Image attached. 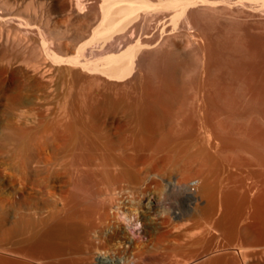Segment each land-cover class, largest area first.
Masks as SVG:
<instances>
[{
    "label": "bare ground",
    "instance_id": "6f19581e",
    "mask_svg": "<svg viewBox=\"0 0 264 264\" xmlns=\"http://www.w3.org/2000/svg\"><path fill=\"white\" fill-rule=\"evenodd\" d=\"M25 1L27 0H21V1L20 0H0V107H2L3 109L7 111H10L11 113L12 112L17 113V111L21 110V107L23 105L22 104L23 96H25L24 90L26 89L25 87L29 83H33L35 86L34 88H36L40 93H42L40 95H44L45 98L43 97L42 98L46 100L47 104L52 103V100L50 99H53V97L55 96V94L57 95V92L59 90V89L57 90L55 87V84H57L55 82H58L56 81L58 79L56 66L63 64V63H67L71 65L72 67L81 66L83 70H86L88 72L91 71V73L92 72L98 73V74L100 73L111 81L119 82V81H122L128 78H131L130 84H133L135 81L136 84L135 83L134 84L136 86L135 85L134 86L135 88L137 87V89L139 87L137 85L139 84L141 87L145 81L141 77L142 72H144L142 71L144 70L143 68L147 64L152 66L153 65L152 62L154 61L153 60L151 63L147 62L148 59L146 58H149V57L145 53V51L156 52L158 53V55H159V52L161 53L160 55H162L163 53L162 56H164L163 58H165L164 61H168L167 63L174 64L176 62H179V63L184 64V68L183 67L182 68L185 71L189 70V67L187 66L188 65L187 56L189 57L190 55L189 51L190 49H192L191 48L192 44L196 43L195 35L199 36L198 34H195L199 32L194 33L192 31L195 35H193V33H190L189 31L190 27L191 28L193 27L194 30L197 29L198 31H201L200 33L203 34L204 33V31H202L204 29L203 24L207 22L206 21L207 19H209L208 21H210V18L211 20H213L212 18L216 19V17H219L222 14H223L222 17H224V13L225 15L232 13V11L235 9L237 10L239 9L240 11H242L241 9L243 8V5L242 6L238 4L234 5L233 3L235 2L230 1L229 3V0H104V1L102 0L103 2L101 6L100 7L98 6V8L100 9L99 19H101V21L96 26L93 23V25L87 26V28L85 27L86 28L85 31L82 30L83 32H81L82 34L80 35V38L83 40L86 38H91V41L89 39L90 42L89 41L86 42L87 44L85 43L86 45L85 46L83 45V47H81L80 50L78 51L79 53L85 52V50L89 47L88 49L91 48V50H93L91 52L96 53L97 56L104 55L102 58H100L99 61L91 63V60L90 61L87 60L88 62H83L82 59H80L79 55L76 57H71V58L68 57V59H64L58 56L56 53H53V54H50L52 57L48 54L53 61L52 63L44 62V64L34 65L31 67H29L30 65H27L28 67H26L25 69L22 67L20 68V65L21 66L23 65L22 62L16 58H12L11 55H9L7 51L8 50L7 48H9L11 44L13 45L16 43H22L23 42L22 39H24L22 38V36L23 37L31 36V35L33 36L35 33L36 34L41 33V32H38L37 30L39 27L37 28V26H33L31 23H27L26 21L28 20H25L20 14V12L23 10L21 4H23L22 2H25ZM44 1H49V2L57 1L58 2V0H44ZM64 1L66 2V3L64 2L65 4L64 8H66V10L67 9H70V11L73 10L75 11V13L81 16V14L83 13L82 11H84L82 6H85V5H82L83 0L82 1L76 0V2L78 1L76 5L75 3H72L74 0L73 1L71 0V2L68 0H64ZM252 1L259 2V0H250V2ZM231 3L233 4V6L231 5ZM94 4L93 6L89 4L90 9L93 10L95 8ZM26 6H27V3H26ZM40 11H42L41 13H43L42 16L44 17L45 15L44 13L46 12L45 8H43V10H40ZM72 14L74 15V12ZM75 17H78V16H75ZM95 20L97 21L98 18ZM41 21L45 23L44 24L45 26H47L48 23L45 22L46 20L44 21V19H42ZM161 21L163 22V24L160 25L158 22L161 23ZM169 22L171 24H169ZM45 26L44 28H47ZM128 26L129 28H131L130 26H133L134 29L135 28L137 30L140 29V31L142 30L145 33L141 31V33L144 34L142 36L134 37V35H131V36L129 35L128 37L124 38L123 35L125 34L123 31L124 30L126 31L128 29ZM206 26L208 25L206 24ZM151 28H153V32H151L152 31L151 30L150 31L151 35H150L148 31ZM205 31L207 32L208 30L206 29ZM125 33H127V31ZM120 35L122 37H120ZM110 40H115L116 42L113 43ZM119 40H122L120 44L118 43ZM100 43H104L106 47L105 49L107 51V52L105 51L106 53H102V52H99L98 50H95V47H97V45ZM40 44H41L39 46L40 49H44V51L51 53V51L49 50L50 48H48L47 42L45 40H41ZM195 51H198V50H195ZM199 52L202 53V51H199ZM193 53H196V52H193ZM152 55L153 53L149 56H152ZM158 55L157 57L160 56ZM197 55L200 57L199 54H196L195 55L196 58H198ZM204 55L205 54L203 53V59L206 56ZM163 58L160 60H163ZM203 59H200L201 61L198 60L199 62H201V64L198 63V65L200 64L202 65V67H200V65L199 67H196L195 65H190V66L192 67L195 66L196 69L202 68V71H201L202 80H200L199 77L197 76L196 77L197 79L199 78V81H201L200 82L202 83L201 87L205 86L206 88L207 85H204V84L208 78L207 74L211 72L208 71L209 69H207V64L204 65L205 63L204 60L206 59V57L204 60ZM189 61L190 60H188V62ZM182 64L181 66H183ZM160 66L161 65L159 64V67ZM165 66L161 67L160 69L162 68L165 69ZM156 67L159 69L158 66ZM170 67H167V69ZM158 69L156 73L160 75V73H158L159 71ZM183 69L180 70L181 73L182 71L184 72ZM190 69L192 68L190 67ZM28 72L34 73L33 74L34 76L27 77ZM178 72L172 73L173 83L175 84L174 86L176 88H173L174 86H171L173 84L171 83V81H169L171 83L170 86H169L170 83L166 85L167 82H166V79H164L166 82V84L165 83L164 84L167 87L169 86L168 88L170 90L167 88V91L169 90L168 92L170 93L169 94L170 96L167 95L168 94L167 92H164V90L166 89L165 88L162 91L163 93H166V95L162 94L164 95L162 96L160 93L161 95L160 98L165 97L164 99H168L167 97H169L168 100L161 99V102H160L159 97L157 100H155L152 98L155 96H151L150 98H152V101L150 103L149 101L150 98L148 99L146 96L147 98L146 99L144 95H142V93L139 91H137V96L139 95L138 94L139 92L141 93V97L143 96L142 97L143 99H136V98H139L137 96H134L133 99H136V100H133V101L132 99H130V97L129 98L127 97L128 99L121 97L122 99L119 98L118 100H114V98H111V99L109 98L110 100L103 99L101 101L99 99L102 103L99 102V100L97 99L98 102L95 101L98 104L96 105L98 106L97 110L101 109L100 111H103L105 109V114H104V111L96 112L97 111L96 109L95 111L93 107L91 108V106L95 105L94 104L95 99L94 100H92V98L90 100L88 99L89 101L92 100L93 103H91L92 101L89 102L87 100H82L80 102V99L78 100V98L77 99L75 98L76 99L75 100L74 98L71 99L70 97H67L66 95H65L66 97L63 96L65 97L63 98L64 99L63 101L65 103L64 105L61 103V106L59 105L60 107L58 108L59 111L57 110L58 112L57 115L59 119L58 124L56 123L58 125L57 129L55 131L52 130V132L46 131V132H42V134H39L41 135V138H40V140L42 139L41 141L39 140V138H37V137H40L39 135L36 136V139H38L37 141L35 140V138H33V141L35 140V142L33 143L32 141L29 142V144H27L26 147H24L25 148V150L23 149L24 152H21L22 156L20 155V157H18L20 159L22 158L21 160L25 162L26 165L25 164L24 165L27 168H25V166L23 167L28 170V172L30 173L29 175L39 178V181L36 183L38 184L40 188V192L43 191L44 194L45 192H47L50 195V198L52 197L57 202V204L55 201L53 203V204H56L55 207L53 208L54 210L52 209V207L54 206L53 204H52L51 209L49 208L50 210H52V213L50 214L51 216L49 215L50 216L49 220L41 219L42 221L40 220L41 221L40 224L48 227V224L51 222L53 224V227L52 228L49 227L51 232L49 230L48 231L52 233L53 235L54 234L57 235L58 237L57 236H54V237H56V239L60 238L62 240V242L60 243L62 244L59 246L60 248L57 249L59 251L58 254L56 251L52 250L53 252L56 253V255L54 254L55 255L54 257L52 256L53 254L51 255L52 258H47V257L43 258V256H41L42 258H36V254H40L37 252L36 254L34 253L35 258H25L27 257L25 256L27 253L26 251V253H24L25 255L23 254L19 255L20 257L24 256V258L21 259L19 263L23 260L24 262L22 261L21 264L23 263L24 264H105V263L98 261L97 257H95L94 255L96 251L101 249V247H104V242L102 243L101 241L102 236H103L102 232L104 231L105 227L107 226L111 227V224H113L111 223V221H113L112 212L114 210L115 211L117 210V212L122 210L121 205L124 203L122 200L123 195L126 193L130 195V198L128 197L129 198L128 200L133 202L132 206H136L137 204H139V206L137 205V207H140L143 219L145 218L146 214L148 215L151 212V210L156 207L165 209L164 205L161 202L162 194L159 192V190L161 191L162 189L158 187L160 181L155 180V179L156 178L157 179L160 178L163 180L166 179L165 178L166 173H168L171 169H173L171 173L176 172V175L178 174L180 176L179 178L182 177L181 180L183 179V182H184V179L186 182V180L190 181L188 179H191V178H192L191 181L193 182L194 181L193 176L195 177L199 176L200 178H205L203 180L205 181L207 180L205 182L206 185H203V184L202 185L205 187V190L203 187V191H204L203 193L205 194L207 198H205L204 194L203 196L205 199H208L207 200L208 204L207 206L204 205L203 207H201V209L199 207V212L196 211L198 213L197 216L196 214H194L195 217H197L195 218L197 220L195 221L196 223L195 225L197 227H195L194 223L191 221L193 223L192 225H194L193 226L194 230L191 228L192 225L189 222V219H190L189 216L193 214L190 215V213H188L185 210V204L188 202L192 204V203H195L196 201H199L198 196L197 195L194 196L190 192L186 193L183 191L182 193H178V192L170 193L169 200H174V203L173 204L170 203L171 206L168 209L166 208V210H164L162 213L167 214V215H172L174 219H178L182 222L181 224H179L180 222L179 223L176 222L178 225L174 224L175 229L178 231L176 232L179 233V238L183 239L182 241L188 240L190 239L189 237L191 236L187 237V235H190V233L191 235H193V231H194V233L196 232L195 234L198 235V238L199 236L201 238V235L202 237H206L205 235H208V234H214L217 237L216 239L224 237L225 240L226 238L231 239L235 237L236 238L244 237L246 244L242 243V244H245V245H242L241 242L243 241H241L240 244L242 246L235 248L233 247L234 245L233 243L232 246L230 245L229 248H227L228 246L226 248L228 251L233 250L234 253L232 252V254L224 255V253L222 252L223 254L222 256H219V255L217 256L216 254H218V252L223 251L224 248L221 250L219 249L221 247L219 248L217 247V248H212L211 251L207 250L208 252H201L202 250L200 251L201 249L200 247L198 252H201V253H198V252H195L198 250L197 247L199 246V245L198 246L196 245L198 244L196 242V244L194 245H196L195 249L197 250H194V246L189 247L186 245L189 249L193 248L192 250H194V251L189 250L190 253L186 254V251H188V249H186L187 247L186 248L183 247L184 246L183 245L184 242H183L182 244L183 246L180 247V248L183 247V250H184L183 253L186 254L184 255L182 253L184 255L182 256L183 258H180V259L172 258L173 260H171V258L168 260L167 259L168 257L160 258V256L159 258L158 256L156 258L155 257L156 254L153 253L155 255L154 256L148 249L149 246L150 247L152 246V245H149V243L152 242L151 240H153L152 238L154 236V233L158 229L156 228V225L154 226L156 222L153 224L151 221L144 225L143 221L141 220V217H139L135 220L137 221V224H140V221H142L141 222L142 228H143L142 238H144V240H141L142 239L141 237H140L141 239L138 238L139 240L132 239L131 235L127 234L125 230L122 231L118 229L116 226L115 228H112L111 235H109L110 237L112 236L113 239L118 241L119 243H125V245L129 244V245H126L127 249L124 250V252L122 253L123 255L121 254L120 258L118 257V259H114L113 264H251V258H257V259L264 258V237L259 238L258 236V235L264 234V233L260 234L261 230L259 229V228L262 229V227H264V224H261L262 220L264 221V219H262L261 217L260 219L262 220L260 221V224L258 225L257 224L259 222L258 217H260V215L258 216V212H256L257 210L256 208L258 206L257 204H259L260 201L262 200L260 197L264 196V157H260L261 154H259V152H261L260 151L261 149L258 147L260 150H258L259 152L256 151L257 152L255 153L256 155L250 154L254 158L256 157V159L260 157L258 158L260 160L256 161L257 165L260 164L258 166L252 165L254 164L252 163L253 160L252 162L251 161L246 162L244 160H242L243 162H241V160L238 158H232L233 156H231L232 159H229V160L225 159L226 162L223 161L225 162L223 163L222 160H220V156H221L220 154L222 152L221 151L222 149L220 146H222L224 143H223V140L221 139L222 137L220 138L222 134L220 133L221 134V135L219 134L220 136L217 134V132L219 131L221 132V130L217 131L216 129L215 131L217 132L216 134H214L215 131L212 132L214 134L213 135L210 131L213 126L211 123L213 122V124H216V125L217 123H214V121L211 119L210 120L212 122H210L208 119V117L212 115L214 111H216L215 107L220 109L219 107L220 105L219 106L217 105L218 107L213 106V104H211L209 96H206L210 93L207 94L205 92L203 93L201 92L202 96L199 95V98H196V99L193 98L194 96L192 97L189 95L190 98L192 97V99L194 100L192 102L191 101L188 102L186 99L188 96L184 94V93H187V91H185L186 89L184 90V87H186V83L189 81L187 82H185V80L183 81L182 80L183 77L181 79L177 74ZM187 72L182 73L183 74L182 76H185V78L188 77ZM164 76L162 78L160 76V79L162 80L163 78H165ZM204 76L207 77L205 78L206 80L204 79ZM211 78H212V74H211ZM153 79H154V76H153ZM148 80L151 81V79H148ZM159 81L160 80L158 79V82ZM157 83L156 85H158ZM200 83L198 84L199 86H200ZM147 84L149 85V82ZM128 85L129 83L125 84L124 88H127ZM149 86H151V89L153 90V92L157 90L153 87L154 85L153 86L149 85ZM205 88L204 89L200 88V89L205 91ZM141 89H142L141 91H143L144 93L143 86ZM151 91L150 93H152ZM156 92L158 94V91ZM150 95L151 94H149V96ZM211 95L212 94H210V96ZM221 96L222 95H220L219 97ZM55 97H58V96H55ZM144 98L145 100H148L149 102L147 103V101H145ZM215 98H216V94H215ZM211 99H212V96H211ZM149 103L151 105H149ZM44 105L42 106V108H39L40 113H38V115H40L41 113H44L45 115V113H49V111L51 110L49 104L47 105V107L43 108ZM212 106L214 107L215 110L213 109ZM149 111L152 113H150ZM99 112L101 114H99ZM118 114H121L126 120L120 121L121 117H119V121L114 120L116 122V123L114 122L115 125H113L114 124L113 122L112 124L110 123L111 126L113 125L112 128H114L116 131L118 130V132L119 131L121 132L119 136L116 133L117 136L115 137L114 136L115 134H113L115 133V130L113 129L108 130L110 124L108 125L107 121L109 120V118L110 120L115 119V117ZM147 115L148 116L153 115L152 116L153 118L152 117L149 118L152 120H148ZM215 119H216V116H215ZM217 119L215 121H218ZM220 122L221 120L218 123ZM214 129L212 128V131ZM111 130H113L114 132L111 133L112 132ZM256 135L259 138L258 134ZM228 139H226V136H225L224 141L226 140L228 141ZM237 148L235 149L238 150ZM249 148H253V147H249ZM231 151L233 150L231 149ZM19 154L20 153H18V156ZM23 162L21 163L23 164ZM221 163L225 165L224 167H222L223 168L222 172H219L217 167H219ZM255 166L260 167V170H257V169L255 170L254 169ZM169 168L171 169L168 170ZM222 168H219V169L221 170ZM241 172L243 173L245 172L250 175L244 174L245 177L243 176L244 177L243 178L242 177L243 173L240 174ZM214 175L217 176L216 177L217 181L214 180L216 182V186H214L215 182H213L214 185H212L211 183L213 179L212 181H210L211 180L210 178ZM248 176L250 178L253 176L251 178L252 180H250V178L248 179ZM246 178L249 181H251L252 184H250L246 180ZM152 180L156 181L155 183L158 184L157 188L154 187L155 191L151 190L153 186L151 188L149 186L154 183L153 181V183L150 184ZM195 180L198 181V179L196 178ZM178 181L179 179L177 180V183H180ZM191 181L190 183L189 182L188 183L191 184L192 183ZM58 183L64 185L63 187L66 188L64 192L61 189L63 193L60 195H57L59 192L56 194V191H55L56 190L55 186ZM30 185H33V184H30ZM154 186H156V184ZM34 188L35 187H33V189ZM162 188H164V185ZM163 194L165 193L163 192ZM256 195H259L258 197H256L258 201L257 199H255ZM41 196L43 195L40 194V197ZM99 196L100 198L105 197V200H103L102 198L100 201V198H98ZM118 196H121L122 198L121 197L118 198ZM127 196H126V199H127ZM200 196H202V194ZM97 198H98V201H97ZM151 199L156 200L159 206H153ZM193 200H195V202H192ZM58 203L60 204V207L58 206L59 205ZM134 203L135 204L137 203V204L134 205ZM263 203H264V200H263ZM49 204H51V202ZM49 204L48 205L46 204V206H50ZM174 207H177L175 209L178 211L176 210L173 211L172 208ZM43 211H41V213ZM37 212H38V215L40 216L41 213H39V211ZM46 215L48 214L46 213ZM256 219L257 221H255ZM165 220L163 222H166ZM253 220L255 221L254 223L252 222ZM130 221H133V218L130 217ZM116 222L117 221L115 220V223ZM32 224L33 222L30 221L26 227L25 225L23 228L21 227V230L23 231V233L24 231L27 232L29 227L30 228L33 227ZM37 224L38 223H36V226ZM189 225H191V227H189ZM261 225L263 226L259 227ZM43 228L45 227H42V229ZM191 229L192 231L188 233ZM13 231H17V230H13ZM33 231H36V230H33ZM262 231L264 230L262 229ZM158 232L160 233V230ZM194 235L193 237L196 236ZM16 236H17V233H16ZM185 236L187 237V239H184ZM170 237L172 238V236L169 235V239ZM38 238L40 239L41 237L39 236ZM42 238L44 239V237ZM47 238H49V236ZM198 238H196V240ZM27 239L29 240L28 237ZM165 239L166 238H164V240ZM201 239L200 240L198 239L197 241L204 242L202 241L203 239L202 240ZM227 241L229 240L227 239ZM234 241L235 240H233V242ZM46 243H48V241ZM178 243L180 242L178 241ZM207 243H209V239ZM41 244H44V243H41ZM166 245L168 244L166 243ZM226 245H228V243ZM49 247L50 246H48L47 248ZM44 248L46 250V247ZM170 248L172 251L171 246ZM163 249H161L162 252H163ZM202 249H205L206 251V246L205 248H202ZM173 250H174V253L177 252V254H178V251H180L179 247L177 249H175L174 247ZM121 251H123V249H121ZM236 251L238 252V254H235ZM17 252L18 251H16V253ZM156 252L157 251H155V253ZM47 254L49 255V252ZM15 256H18V255L16 254Z\"/></svg>",
    "mask_w": 264,
    "mask_h": 264
},
{
    "label": "rangeland",
    "instance_id": "374dc122",
    "mask_svg": "<svg viewBox=\"0 0 264 264\" xmlns=\"http://www.w3.org/2000/svg\"><path fill=\"white\" fill-rule=\"evenodd\" d=\"M27 1L22 2L23 4H21V5H22L23 10L20 12V14L22 15V17L25 20H28V21H26L27 23H31L33 26H37V28L39 27L37 30H38V32H41L42 34L37 32L38 34L35 33L33 36L32 35L31 36H25L26 38L22 36V38H24V39H22L23 40L22 43H16L13 45L11 44L9 46V48H7L8 54L11 55L12 58H16L22 62L23 65L22 66L20 65V68L22 67V68L26 69V67H28L27 65H30L29 67H31L34 65L44 64V62L52 63L53 62L51 59L52 56L50 54H53V53H56L58 56H60L64 59H68V57H70V58L76 57L79 55L80 59H82L83 62H88L91 60V63L99 61L100 58H102L104 56V55L103 56H97L96 53H94V52H93L94 53L93 54L91 52L93 50H91V48L88 49L89 47L85 50V52H81V53L78 52L80 50V48L83 47V45L85 46L87 44L86 42H88L89 39L91 41V38H86L84 40L81 39L80 35L82 34L81 32L85 31L87 26L93 25V23L96 26V25H98V23H100V21H101V19H99V17H100L99 16L100 15L99 10L100 9L98 8V6L100 7L104 0L103 1L102 0H83L84 3L82 2V5H85V6H82L84 9V11H82L83 12L82 14L84 17L82 16V14H81V16H79L73 10L70 11V9H67L68 10L67 11L66 8H64V6H65L64 0H61V1L58 0V2L57 1L49 2V1H44V0H27ZM68 1L71 2V0H68ZM78 1H82V0H78ZM230 1L235 2V3H233L234 5H237V4L240 6L243 5V8L241 9L242 11H240L239 9H238L239 11L237 9H235V10H233L234 12L232 11V13L226 14L227 16L224 13V17H222L223 14L220 15L219 17H216V19L218 18L217 20L215 18H212L213 20H211V18H210V21H208L209 19H207L206 20L207 22L205 21L206 23L204 22L205 24H203V26H204L203 27L204 29L202 30V31H204V33L202 32L203 34L200 33L201 31H198L197 29H195L196 30L195 31L193 27L192 28L190 27V29H189L190 33L199 32V33H195V34H198L199 36H197L193 33V35H195V38L198 41L195 39L196 43H193L192 44L193 47L191 46V48L193 50L195 48V50H198V51H195V50L193 51L192 49H190V51H189L190 55L188 54L189 57L187 56V64H188L187 66L189 67V70L185 71L183 69L184 64L179 63V62H176L174 64L167 63L168 61H164L165 58H163L164 56H162L163 53H162V55H160L161 53L159 52V55H160L159 56L158 53H156V52L145 51V53L149 57V58H146V56H145V58L148 59V61L147 60L146 61L151 63L154 60L152 62V64L155 66L154 67L153 65L151 66V65L145 64L147 66V68L144 65L145 66L143 68L144 70H142L144 72H142L141 77H142V79L145 80L143 83L144 85L142 84V86H143V90H144L145 94L143 93V91H141L142 86L140 87L139 84L137 86H139L138 89H140V90H138L137 87L135 88V86H136L135 81H134L135 84L134 83L130 84L131 78L122 80L123 82L122 81H119V82L118 81H111L107 77H105L104 75H102L100 73L99 74L94 73V72L91 73V71L88 72L86 70H83V68L81 66H76V67L73 66L72 67L71 65H69L67 63H63V64L56 66L57 78H58L56 81H58V82H55V83H57V84H55V87L57 90L58 89L59 90H58V92L56 90L57 95L55 94V96H58V97L54 96L55 97V98L53 97L54 101H53V99H50V100H52V103H48L50 108H51V110H50L51 112L49 111V113H45V115H44V113H41L42 116H41V114L38 115V113H40L39 108H42V106L44 104L46 106L44 105L43 108H45V107H47L48 104H47L46 100L43 99V98H45L44 95H40L42 93H40L36 88H34L35 86L33 83H29L25 87L26 91L24 90L25 96H23V103H22L23 105L21 107V110L17 111V113H13V112L11 113L10 111H7V110L3 109L2 107H0V264H21L23 260L20 263H19V261L21 259H23L24 256H21L22 257L21 258L19 255L20 254L25 255L24 253H26V251H27V253L25 256H27V257H25V258H35L34 256H35L36 252L40 253V254H36V258H42L41 256H43V258H46V257L52 258V256L54 257L56 255V253L53 251H56L57 254L59 252L57 249L60 248L59 246L62 244V243H60V242H62V240L60 238H57L58 239L57 240L56 237H54L57 235H55V234L53 235L52 233H50L51 231H50L49 227L52 228L53 224L50 222L48 224V227L40 224V222L42 221L41 219L49 220V217L51 216L50 214L52 213V210H50V209H51L52 204L54 203L55 199H53L52 197H51L52 198L51 199L50 195L47 192H45V194L43 191L40 192V188H39L38 184L36 183L39 181V178H36L34 176L29 175L30 173L28 172L27 169H25V168H27L25 166L26 165L25 162H23V160H21L22 158L20 159L18 157H20L21 152H24L23 149L25 150L24 147H26V145L29 144V142L32 141V143H33V142H35V140L36 141L38 140V139H36V136H38L39 134H42V132H46V131L52 132V130L55 131L57 129V127H58L57 124L59 122L57 110L61 106V103L64 105L65 102L63 101L64 100L63 98H65L66 96L70 97L71 99L72 98H74V99L78 98V100L80 99V102L82 100L89 101L91 98H92V100L95 99L94 100V104H95L94 106L98 105L96 102H98L99 99L101 101L103 99L108 100L109 98L110 99L114 98V100H118L119 98L120 99H122V98L128 99L129 97H130V99H132V101L136 100V99H143L142 98L143 96L141 97V93H142V95H144L145 98L147 96L148 99L151 96H155L156 98L155 97H152V98L157 100L159 97V100L161 102V99H163V100L169 99V97H167L168 99H164L165 97H163V98H160V97L162 94L166 95V93H163V91H162L165 88H166L165 89L166 91L164 90V92H167L168 93L167 95L170 94L168 92L170 90L168 87L171 85V83H173L172 73L178 72V71L183 69L184 72L188 71L187 72L188 74L186 73L188 76V77H186L187 79L185 78V76H182L183 75L182 73H184L183 71H182V73L180 71L177 74L181 79L183 77V79H182L183 81L184 80H185V82L189 81L186 83V87H184V90L186 89L185 91H187V93H184V94H186V96H188L187 98L185 97L188 102L189 101L192 102L194 99L199 98V95L202 96V93L205 92L207 94L208 93L212 94L211 95L212 99H211L210 94H208L206 96H209V99L211 101V104H213V106H217V105L219 106L220 105L219 106L220 109L215 107L216 111H214V113L212 114L213 116L210 115L209 116L210 118L208 117L210 122H212L211 120H213L214 123H217V125L213 124V122L211 123L213 125V126L211 125L212 128L214 129V127H215V129L213 131L211 128V130H210L211 133L214 132L216 129H217V131L221 130V132L215 131L214 134H216V132L218 135L221 133L222 135L221 134H220L221 136L219 135L220 138L222 137L221 139L223 140L224 144L227 143L226 145L223 144L222 146H220L222 149L221 151L223 152V153L221 152V154H220L221 155L220 160H222V162L223 161L226 162L225 159L229 160L232 158H238L241 160V162H243L242 160H244L246 162L247 161L252 162V160H253L252 163H254V164H252V165H256V166L260 165V164L257 165L256 161L260 160L258 158L264 157V138H263V136H264V7H263L264 2H263V0H261V1L259 0V2L258 1L250 2V0H238L239 1L238 2L237 0H229V3H230ZM77 2H76V0H74L72 3H75V5H76ZM86 2L87 3L89 2V3L87 4ZM26 3H27V6H26ZM92 3L93 4L96 3V4H94L95 8L93 10L90 9V7H89V4H91L93 6ZM233 4L231 3L232 6H233ZM43 8H45V10H46V12L44 13L45 14L44 17L42 16V14H43V13H41L42 11H40V10H43ZM73 12H74V15L77 14L75 16H78V17H75L72 14ZM96 17L98 18L97 21L95 20V19H97ZM42 19H44V21L46 20L45 22L48 23L47 26H45L44 25L45 23H43L41 21ZM212 21H213V23H212ZM158 23L160 25L163 24L162 21H161V23L160 22H158ZM159 24H157V25H159ZM169 24H171V23L169 22ZM206 24L208 26H206ZM44 26L47 28H44ZM130 27L131 28H129V26H128V29L126 30L127 33H125L126 32L125 30L123 31L125 35L127 34L125 36L122 33L124 38L128 37L129 35L130 36L134 35V37H139V36L144 35L143 33H145L142 30L141 31L143 33H141L140 29H138V30L136 28L134 29L133 26H130ZM206 29L208 30L207 31L208 33L205 31ZM150 31L153 32V28H151L148 31V33H150V35H151ZM120 37H122V36L120 35ZM79 39H81V40H79ZM41 40H45L47 42V46H48V48H50L49 50L51 51V53L50 52L48 53V52L44 51V49L39 48V46L41 45L40 44ZM110 41L113 43L116 42L115 40H110ZM121 41L122 40H119L118 43L120 44ZM198 42H199V44H198ZM199 45H200V47H199ZM202 45H204V46H202ZM105 48L106 47H105L104 43H100L97 45V47H95V50H98L99 52H102V53H106L107 51ZM192 51L196 52V53H193ZM199 51H202V53ZM152 53H153V55H152L153 57L149 56ZM191 53H192V55H191ZM203 53L206 55V56L204 55L206 57V59L204 57L205 60L203 59ZM194 54L195 55L199 54L200 57L197 55L198 58H196V56ZM157 55L159 57H157ZM190 57H191V59H190ZM162 58H163V60H160ZM199 58L203 59L205 61L204 65L207 64V69H209L208 71L211 72V73L208 72L210 74V75L207 74L208 78L204 76V79L207 78V80L206 79H205L206 81L203 80V81H205L204 85L208 86V87L206 86L207 90H206L205 86L201 87L202 83H200L201 81H199V78H200V80H202L201 79L202 78V73H201L202 68L196 69V67H199V65L201 64V62L198 61V60H200ZM156 60L158 61V63ZM188 60H190V61L188 62ZM163 61H164V63H163ZM196 61H198V62H196ZM144 63H145V61H144ZM165 63H167V64H165ZM177 63H179V64H177ZM198 63H200V64L198 65ZM159 64L161 65L160 67H159ZM168 64L170 66L172 65L173 68H172V66L170 67ZM181 64L183 66H181ZM190 65H195L196 67L195 66H193V67L196 70ZM156 66H158L159 69ZM163 66H165V69L162 68L164 71L162 69H160ZM167 67H170V68H168L169 70L167 69ZM177 67L178 68L180 67V68L178 69ZM190 67L192 69H190ZM200 67H202V65H200ZM156 68L159 70L158 73H160V75L156 73L157 72ZM199 70H200V72H199ZM146 71H148V72H146ZM163 72L165 74L166 73L167 74L165 75ZM143 73H145V74H143ZM148 73H149V75H148ZM198 73H200V74H198ZM33 74L34 73H32V72H28V75L27 74L26 75H27V77H30V76L33 77L34 76ZM151 74H152V76H151ZM155 74H157V75H155ZM211 74H212V78H211ZM162 75L163 76L165 75L164 76L165 78H163L161 80L160 76L162 78L163 77ZM153 76H154V79H153ZM196 76L199 78L197 79ZM168 77L170 78V80ZM209 77L211 80L209 79ZM148 79H151L152 83ZM158 79L160 80L159 82H158ZM164 79H166L167 84H166ZM161 81L162 82L164 81V82L162 83ZM169 81H171V83ZM148 82H149V85H152V86L154 85L153 87L155 89H157L156 91H158V94L156 91L153 92V90L151 89V86H149L147 84ZM190 82H191V84H190ZM127 83H129L128 87L124 88V85ZM156 83L159 86L156 85ZM159 83L160 84L162 83V84L160 85ZM164 83L166 85H168L169 83L170 84L167 87ZM199 83H200V86L198 85ZM206 83H208V84H206ZM174 85L175 84L173 83L171 86H174ZM164 86H166V87H164ZM199 87L202 89L205 88V91H203ZM167 88L169 89L168 91H167ZM170 88H172V87H170ZM173 88H176V87L174 86ZM137 91L141 92V93L138 92V94H139L138 96H137ZM150 91L152 93H150ZM206 91H208V92H206ZM147 92H148V94H147ZM160 93H161V95H160ZM149 94H151V95L149 96ZM155 94H157V95H155ZM215 94H216V98H215ZM218 94H220L222 96L219 97L220 95H218ZM164 95H162V96H164ZM189 95L192 97L194 96L193 97L194 99H192V97L190 98ZM63 96H65V97H63ZM134 96H137L139 98L133 99ZM115 97H117V98H115ZM172 97H170V98H172ZM145 98H144V100H145ZM152 98H150V100H149L150 103L152 101ZM39 100L42 102H40ZM100 100H99V102H101ZM91 101H89V102H91ZM145 101H147V103L149 102L148 100H145ZM220 101H221V103H220ZM49 102H51V101H49ZM91 103H93V101ZM150 103H149V105H151ZM221 104H222V106H221ZM94 106H91V108L93 107L94 110L95 109L97 110L98 106H96V107H94ZM23 107L25 110L23 109ZM99 108H100V106H99ZM213 109H214V107H213ZM100 110H97L96 112H98ZM103 111L105 114V109ZM103 111H100V112H103ZM100 112H99V114H101ZM149 112H148V114H149ZM163 112H164V110H163ZM150 113H152V112H150ZM214 114L216 116V119L218 118L217 119L218 121H215L216 119H215ZM120 115L121 114H118L116 116L118 118H116V117H115V119L111 118L113 120H110V118H109V120L107 121V124L109 125L110 123L112 124V122L114 123L115 121H119V117L122 118V119L120 118V121H125L126 119L122 115L121 116ZM219 115H221V116L223 115V116L221 117ZM152 116L153 115L148 116L147 117L148 120H152V119H149ZM220 120H221V122L218 123ZM115 123L113 125H115ZM221 123L223 124V126ZM111 124H110V126H111ZM110 126H109L108 130H110V129L115 130L114 128H112V126L111 127ZM209 129H210V127H209ZM222 129H224V130H222ZM259 129H260V131H259ZM113 130H111L112 131L111 133L114 132ZM119 132H118V130L117 131L115 130V133H113V134H115L114 136L115 137L117 135L119 136L121 134V132L120 133ZM18 133H19V135H18ZM116 133H117V135H116ZM223 134L226 136V139L229 138L228 141L226 140L227 142L224 141L225 136ZM256 134H258L259 138L257 137ZM231 135H232V137H231ZM39 136L40 137H37V138H39V140H40L41 135H39ZM233 137H235V138H233ZM33 138H35L34 141H33ZM231 141H233V142L235 141V142L233 143ZM237 141H239V142H237ZM240 145H242V146H240ZM254 146L255 147L257 146V147L255 148ZM229 147H231V148H229ZM249 147H253V148H249ZM223 148L224 149L227 148L230 151H228L227 149L224 150ZM235 148H237L239 151L236 150ZM231 149L233 151H231ZM234 149H235V151H234ZM258 150H260L261 152H259ZM256 151H258L259 154H261L260 157H258L257 159H256V157L254 158L253 156H251L253 154L256 155L255 154V153H257ZM242 152H244V153H242ZM18 153H20L19 156H18ZM224 154H225V156H224ZM231 156H233V157L231 158ZM248 158H249V160H248ZM261 159H263V158H261ZM20 160H21V162H23V164L20 162ZM225 162H223V163H225ZM223 163H221V165L219 167H217L219 172H222V170H223L222 167H224V165H225ZM23 166H25V168ZM256 166L254 169L260 170V167H256ZM219 168H222V169L220 170ZM170 169L171 168H169L168 170H170ZM168 170H167V172H168ZM171 171H173V169H171L168 173H166V176H165L166 179H164L165 181L163 179H160V178L155 179V180L160 181V183H162V184H160L157 181L159 183V185H158L157 183H155L156 181H154V180H152V182H150V184H151L154 181V183L156 184V186H154L155 185L154 183H153L154 185L153 184L149 185L150 188L153 186V188H151V190H154L155 188H157V185H158V187H160V189H162L161 191L159 190V192L162 194L161 202L164 205L165 209L159 208V207L152 209L148 215L147 214L145 215V218H147L148 220L145 218L144 219L142 218V212L140 210V207H137V205L139 206V204L136 203L137 204L136 205L134 203V205H136V206H132L133 202L128 200L130 198V195L127 193L123 195L122 200L124 203L121 205L122 210H120L118 212H117V210L116 211L114 210L112 212V214H113L112 220L114 222L111 221V223H113V224H111V227H109V226L105 227L104 231L102 232L103 233V236H102L103 240L101 239V241H102V243L104 242V247H101V249L98 250L99 252L96 251L95 255H94L95 257H97L98 261L105 263V264H111V263L113 264L114 259H118V257L120 258L121 254L124 252V250L127 249L126 245H129V244L125 245V243H119L118 241L114 240L112 236L110 237L109 235H111L112 228H115V226H116L118 229H120L122 231L125 230L127 234H130L132 239L139 240L143 236V234H142L143 228H142V224H141L142 221H143L144 225L147 224L148 222H151V221L153 224L156 222L154 224V226L156 225V228H158L156 230V232L154 233V236H156V237L153 236V238H152L153 240H151L153 243L152 242L149 243V245H152V246L151 247L149 246L150 248L148 247V249L150 250V252L152 254L153 253L156 254V256L153 254L156 258H157V256H158V258H159V256H160V258H165V257L167 258L168 257L167 258L168 260L170 258H171V260H173L172 258H174V259L183 258L182 256L189 254L190 253L189 250L193 249V248L189 249L187 246H189V247L194 246V250L198 249L195 252H198L200 247H201L200 251L202 250L201 252H208V251H211L212 248L221 247L219 249L222 250L224 248L223 251L218 252V254H216V255L222 256L223 255L222 252L224 253V255L232 254V252L234 253L233 250L232 251L227 250V248H229L230 245L232 246L233 243H234L233 247H235V248H238V247L246 244L244 237H238L239 239L236 237H235L236 239L231 238L232 240L230 238H226V240H225L224 237L223 238L221 237L222 238V240H221V238L216 239L217 237L214 234L205 235L208 238L202 237V235H201V238L203 239L202 240L200 238V236L198 238V235L195 234L196 232L194 233V231H193V235L195 234L197 236L196 237L194 235L196 238H198L199 240L201 239L205 243L201 242V241H197L198 239L196 240V238L193 237V235H191L190 232L192 231V229L194 230L193 226L196 224L195 221H197L195 219L197 217H195L194 214H196V216H197L198 213L196 211L199 212V207L201 209V207H203L204 205L207 206V204H208V201H207L208 199H205L207 197L203 193L204 192L203 191V187H204L203 185H206L205 182L207 180L205 181V180H203L205 178H200L199 176L198 177L193 176L194 177L193 180L195 182L194 181L192 182L191 181L192 178H191V179H188L192 182L191 184H189L190 181L186 180V182H185V179H184V182H183V179L181 180L182 177L179 178L180 176L178 174L176 175V172H172L173 173L172 174ZM26 172L28 173V175ZM242 173L243 172H241L240 174H242ZM244 174L250 175V174L244 172L242 174V177L243 176L245 177ZM216 177L217 176L214 175L210 178L211 179L210 181H212V179H213V181L211 183H212V185L215 184L214 186H216V182L214 181V180L217 181ZM177 178L179 179L178 182H180V183L183 182V183L182 184L177 183V180H178ZM195 178L198 179V181L195 180ZM199 178L202 181H200ZM240 178H241V176H240ZM249 178L250 177L248 176V179ZM251 178H250V180H252ZM248 179L246 178V180L250 184H252V182L249 181ZM161 180H162V182H161ZM213 182H215V183L213 184ZM176 183H177V185H176ZM30 184H33V185H30ZM160 185L162 187L164 185V188H162ZM60 186H62V187H60ZM63 186L64 185L59 184V183L55 186L56 194L59 192L57 195H60L65 191L66 188ZM33 187H35L34 189H36V190H34ZM59 187H60V189H59ZM61 189L63 190V192ZM204 190H205V187H204ZM182 191L186 192V193L190 192L194 196L197 195L199 198L198 199L199 201H196L197 203L195 202V200H193L192 202H195V203L191 204L190 202H188L185 204V210L188 213H190V215L193 214V215L189 216V218H190L189 222L191 225L194 223V225H192V227H191V225H189V227H191L192 229L188 232V233H190V235H187V237H189V236H191V237H189L190 239L184 240V241H182L183 239L179 238V233H177L178 231L174 227L175 226L174 224L178 225L177 223L180 222L179 224H181L182 222L178 219H174L172 215H167V214L162 213L164 210H166V208L168 209L171 206V204L174 203V200H169L170 193H174V192L182 193ZM163 192L165 194H163ZM33 193H35L37 196ZM40 194L45 196V197H43V196L40 197ZM201 194H202V196H200ZM203 194H204L205 198H204ZM127 195H129V196H127ZM126 196H127V199H126ZM258 196L259 195H256L255 199H257L256 197H258ZM120 197L121 196H118V198H120ZM98 198H100V196ZM98 198H97V201H98ZM102 198H103V200H105V197H102ZM102 198H100V201ZM260 198L262 199V200L259 199V200H261L260 203L261 202L262 203L257 204L258 206L260 205L259 207L258 206H257V208L255 207L257 209L256 212H258V216L260 215V217H258V219H259V222L257 223L258 225L260 224V221L262 219H264V203H263L264 196H262ZM257 201H258V199H257ZM50 202H51V204H49ZM151 202H152L153 206H159L157 204L156 200L151 199ZM46 204L47 205L49 204L50 206H46ZM56 204H57V202H56ZM56 204H53L54 206L52 207V209L55 207ZM58 206L60 207V204ZM134 207H136V208H134ZM175 208H177V207L172 208V210L173 211L176 210ZM43 210H45V211H43ZM189 210H191V211H189ZM37 211H39V213H41V211H43L42 212L43 214L41 213L39 216ZM176 211H178V210H176ZM45 212L48 215H46ZM128 215H130V216H128ZM261 215H263V216H261ZM28 216H29V218H28ZM42 217H44V218H42ZM130 217L133 218V221H130ZM139 217H141L142 221H140V224H137V221L135 219H137ZM261 217H262V219H260ZM23 218H24V220H23ZM30 218H31V220H30ZM33 218H35V219H33ZM36 218H38V219H36ZM114 219L117 221L116 222L117 224L115 223ZM165 219H167V220H165ZM164 220L166 222H163ZM30 221L33 222V224H32L33 227H31V228L29 227L28 231L30 232V234H32L34 232L32 235H30L28 231L27 232L24 231V233H23V231L21 230V227L23 228L24 225L26 223L28 224ZM255 221H257V219ZM255 221L253 220L252 222L254 223ZM17 223H19V224H17ZM36 223H38L37 226H36ZM21 224H22V226H21ZM27 224L25 225V227L27 226ZM261 224H264L263 220H262ZM172 226H173V228H172ZM262 226L263 225H261L259 227H262ZM42 227H45V228L47 227L46 228L47 230L45 228L42 229ZM195 227H197V226L195 225ZM259 229L261 230L260 234L264 233V231H262V229L264 230V227H262V229L261 228H259ZM13 230H17L19 232L13 231ZM31 230L32 231L36 230V231L32 232ZM159 230H160V233L158 232ZM42 232H44V233H42ZM16 233H17V236H16ZM37 233H39V234H37ZM161 233H163V234H161ZM20 234H22L23 236ZM169 235L172 236V238L170 237V239H169ZM263 235L264 234L258 235V236H259V238L260 237L262 238V237H264ZM26 236L29 238V240L27 239ZM39 236L41 237L40 239L38 238ZM48 236H49V238H47ZM52 236H53V238H52ZM203 236H204V234H203ZM42 237H44V239ZM163 237L166 239L164 240ZM187 237L185 236L184 239H187ZM45 239H46V241H45ZM109 239H110V241H109ZM145 239H147V238H145ZM208 239H209V243H207ZM227 239L229 241H227ZM240 239H242V240H240ZM42 240L45 242H43ZM111 240H112V242H111ZM141 240H144V238H142ZM233 240H235L236 242L235 241L233 242ZM47 241H48V243H46ZM50 241L53 243H51ZM157 241H159V242H157ZM178 241L180 243L182 242L181 245H180V243H178ZM226 241H227L228 245H226L227 244ZM241 241H243V242H241ZM183 242H184V244H183ZM196 242L198 244H196ZM240 242H241V244L242 243H245V244L241 245ZM41 243H44V244H41ZM166 243L168 245H166ZM155 244H157V245H155ZM194 244H196L197 246L199 245L197 247V249H195L196 245H194ZM207 244H208V246H207ZM165 245H166V247H165ZM209 245H210V247H209ZM48 246H50V247L47 248ZM105 246H106V248H105ZM170 246L172 247V251H171ZM173 246L175 247V249H177L179 247L180 251H178V254H177V252L174 253V250H173L174 247ZM181 246H183L185 248L187 247L186 249H188V251H186V254L183 253L184 250H183V247L180 248ZM205 246H206V251H205V249H202V248H205ZM21 247H23V248H21ZM42 247L44 250H45L44 247H46V250L44 251L42 249ZM51 247H52V249H51ZM40 248H41V250H40ZM209 248H211V249H209ZM121 249H123V251H121ZM161 249H163V252ZM28 250L30 253L28 252ZM194 250H192V251H194ZM16 251H18V252L16 253ZM21 251H22V253H21ZM155 251H157V252L155 253ZM48 252H49V255L47 254ZM201 252H198V253H201ZM236 252H235V254H238V252L237 253ZM11 253H13V254L15 253V254L13 255ZM16 254L18 256H15ZM32 254H33V256H32ZM117 254H118V256H117ZM163 254H165V255H163ZM174 254H175V256L177 254V256L175 257ZM258 259L257 258H251V264L253 261H254L253 264H263L264 258H262V259L258 258ZM15 261H17V262H15ZM261 261H262V263H261Z\"/></svg>",
    "mask_w": 264,
    "mask_h": 264
}]
</instances>
